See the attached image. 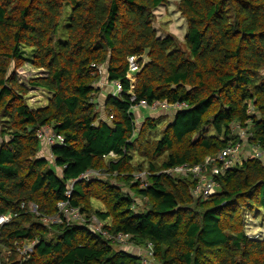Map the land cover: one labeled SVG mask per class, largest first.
<instances>
[{"label": "trees", "instance_id": "obj_1", "mask_svg": "<svg viewBox=\"0 0 264 264\" xmlns=\"http://www.w3.org/2000/svg\"><path fill=\"white\" fill-rule=\"evenodd\" d=\"M169 1L0 0V216H14L0 226V253L37 242L26 262L13 254L0 264H142L139 254L116 249L86 227L48 228L22 209L34 204L42 215H55L67 183L89 170L118 173L123 187L79 180L73 206L91 214L93 201L102 204L94 213L102 222L111 220L108 232L129 236L139 247L151 244V260L264 264V240L251 239L245 223L246 213L264 211L261 161L249 156L216 175L218 192L209 199L194 197V180L160 174L202 164L235 145L234 125L264 149V0H181L178 9L188 24L184 42L161 38L154 27L155 12ZM131 57L140 66L135 84L128 79ZM26 64L45 72L29 81L49 93L45 107L26 102L29 89L17 77ZM101 66L110 83L122 86L120 94L106 97L103 117ZM140 101L189 108L177 111L154 140L157 120L149 117L136 127L133 107ZM46 126L65 139L48 150L54 161L41 155L38 132ZM111 152L117 158L105 160ZM135 155L148 164L146 189L134 182ZM135 198L147 199L149 208L136 213Z\"/></svg>", "mask_w": 264, "mask_h": 264}, {"label": "built area", "instance_id": "obj_2", "mask_svg": "<svg viewBox=\"0 0 264 264\" xmlns=\"http://www.w3.org/2000/svg\"><path fill=\"white\" fill-rule=\"evenodd\" d=\"M128 61V79H130L131 76H134V74L139 71L140 66L136 57H131ZM106 69L107 68L104 66L99 67L98 70L100 75H103L107 71ZM110 84L113 87L111 94L116 96L122 92V86L120 82L116 81ZM132 89H134V87H132ZM132 101L135 102L136 97H133ZM139 108L148 109L152 112L161 111L174 115L177 111H181L189 107L186 103L170 104L165 101L162 103L153 102L152 104H149L147 101H140L139 104L133 107V111ZM112 119L113 117H110V121ZM235 129H238V131H236ZM235 129L234 130L236 131V133L238 132L240 136L239 142H237L235 145L230 144L217 156H209L205 159L202 164L199 165L191 166L188 164H184L173 169L163 171L160 174H167L173 178H190L197 183V186L193 191V195L195 198H211L212 196L216 195L219 188V185L214 180V177L216 175L224 174L227 171L234 169L237 165H242L243 160L249 156L258 159L264 164V149L250 142L247 129H243L239 125H237ZM38 137L47 150L53 148L56 144L63 146L65 143L64 137L57 135L49 126H46L39 130ZM46 156L49 159H52L53 161L55 160L52 154L48 153ZM103 158L105 160L116 159L117 155L114 152H111L109 155L104 156ZM61 170L62 169L60 168V171ZM101 171L105 170H89L78 180L69 181L66 186L65 197L58 203V212L53 216L48 217L42 215L38 211L37 206L34 204H23L22 209H27L30 213L40 218L41 223L48 228H51V226L56 225H78L86 227L90 232L103 237L109 243L122 244L126 241H130V237L126 235H111L106 229L107 225H102V223L105 222H102L96 216H93L90 219L88 213L83 212L80 207H75L72 204L74 186L76 182L82 179L90 181L93 178L99 177ZM215 171H217L216 174L214 173ZM149 175L150 173H147L146 175H141L139 177L135 176V183H138L141 189H146L148 187ZM13 218V215H1L0 226L3 227L9 224L13 220ZM36 244L37 242L25 243L21 246L15 244L16 252L13 250H4L5 253L4 251L0 253V260H2L5 256L6 261L8 262L13 254H17L18 261L26 262L30 258V255L33 253ZM140 256L142 257V264H151V259L154 256L152 245L150 244L149 247H147V252L144 255L141 254Z\"/></svg>", "mask_w": 264, "mask_h": 264}, {"label": "rangeland", "instance_id": "obj_3", "mask_svg": "<svg viewBox=\"0 0 264 264\" xmlns=\"http://www.w3.org/2000/svg\"><path fill=\"white\" fill-rule=\"evenodd\" d=\"M180 1L181 0H170L168 5L160 7L155 12L156 20L154 23V27L157 30L158 35L161 38H165L168 35H174L181 42L185 41V37L188 32V24H187L186 19L179 12L178 5ZM71 11H72V7L69 5L65 8V11H64V18L61 23V33L62 35L64 34L62 36L63 39L66 38L65 31H66V27L69 21V17L71 15ZM143 60L146 61V58L143 57ZM44 74L45 72H43L42 70H37L29 64H26L25 66H23L17 71V77H18L19 83L27 86L29 89L28 90L29 94L26 98V102L30 107L34 109L47 106L50 95L49 93L43 90L30 87L29 81L35 77L44 76ZM129 80L132 83H134L136 80V77L131 76ZM97 86L102 92L103 96L105 95L107 97L108 95L112 93L113 87L110 84V81L108 80L106 76V72L102 75V78L99 81V85ZM103 96L100 97V103H99V109H98L102 117L104 114L103 109H104V100H105L104 98L105 96L104 97ZM133 114L135 115V119H136L135 124L138 130L141 128L146 118L150 117V118L157 120V129L154 132V140H159L161 138L162 132L166 129L167 125L172 122L173 116H174L173 114L164 113L161 111L152 112L151 110L142 109V108L134 110ZM236 126L237 125L233 126V128L235 129ZM235 130L238 131V129H235ZM211 133H213L212 129H210V134ZM48 153L49 151L44 146V149L42 150L41 155L45 156ZM163 160L164 159H161L159 161V164H161ZM133 166L136 168V171L133 173V175L137 177L144 175V174L146 175L147 173H149L148 164H144L141 158H139L137 155H135ZM139 167H142V168H139ZM214 173L216 174L217 171H215ZM118 176H119L118 173L109 174L108 172L101 171L99 174V177L93 178L90 181H93V180L111 181L113 184L123 187V185L117 181ZM125 189H126L125 191L128 192V188H125ZM135 199L138 205V207L136 208L137 209L136 213L143 212L149 208L147 199H142V198H135ZM92 205H93V208L91 210L92 213L90 212L91 214H88L90 219L91 217L96 216L94 212H96L97 210L104 209L103 205L96 201H93ZM245 221H246L245 222L246 232L249 235V237L254 240H264V211L262 210V213H260V215L258 216H253L250 213H246ZM108 223L111 224V220H109L107 223H102V225H108ZM111 244L116 249L125 250L133 254L144 255L147 252L146 247L136 246L134 243H132L131 240L126 241L122 244H118V243L116 244L111 243ZM151 264H159V263L152 260Z\"/></svg>", "mask_w": 264, "mask_h": 264}, {"label": "crops", "instance_id": "obj_4", "mask_svg": "<svg viewBox=\"0 0 264 264\" xmlns=\"http://www.w3.org/2000/svg\"><path fill=\"white\" fill-rule=\"evenodd\" d=\"M100 96H103V95H102V92L100 93ZM104 96H105V95H104ZM104 96H103V97H104ZM104 98L106 99V96H105ZM104 101H105V100H104ZM45 156H46V155H45ZM46 157H47V156H46Z\"/></svg>", "mask_w": 264, "mask_h": 264}]
</instances>
